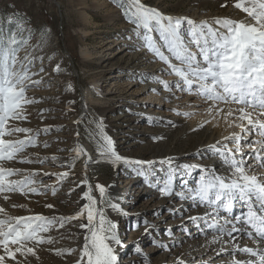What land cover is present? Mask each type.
I'll list each match as a JSON object with an SVG mask.
<instances>
[{
	"label": "rangeland",
	"instance_id": "obj_1",
	"mask_svg": "<svg viewBox=\"0 0 264 264\" xmlns=\"http://www.w3.org/2000/svg\"><path fill=\"white\" fill-rule=\"evenodd\" d=\"M229 1L141 0L165 15L181 16L196 9L213 15L233 17ZM221 4L227 6L221 7ZM245 15L238 11L234 18L241 20ZM205 20L212 22L208 16L200 19ZM18 23L23 25V32L18 29ZM133 27L113 0H0V28L5 35L16 31L18 38L30 37L28 44L18 53V59L24 63H27L24 61L25 56L32 59V64L29 65L31 80L26 81V95L34 102L25 105L27 120L10 123L31 129L30 135L39 132L37 145L26 149L21 154L24 158L33 161L48 158L43 165L22 164L17 161L6 164L7 167L23 170L12 179H22L28 172H37V184L34 186L46 193L30 194L27 198L15 193L10 194L8 202L0 199V205L10 215L68 216L79 210L84 202L81 194L86 189L77 185L85 179L82 162L86 157L76 161L68 178L62 183L55 176H44L43 173L69 171L67 166L60 165H66L76 144L82 145L93 161L98 159V122L122 157L157 161L170 157L173 167L180 164L203 167L212 165L211 155L199 147L200 141L206 137L201 131L185 129V118L181 114L177 115L180 110L175 108L177 113L167 114L163 111L165 101H152L151 106V101L144 102L143 97L148 94L146 90L155 86L162 89L153 80H166L163 74H167V66L156 60L146 49L139 47L140 41L135 38ZM85 51L91 52L90 58L84 56ZM57 64L61 69L59 72L55 71ZM40 68L44 71L40 72ZM168 93L166 91L162 96L166 97L164 100L170 98L171 93ZM86 95H90L93 100L87 110L84 109ZM75 120H80L81 123L76 124ZM44 128L50 129L47 135L42 131ZM77 132L80 133L79 137ZM17 136L24 138L22 133ZM153 137L163 138L154 141ZM14 138L16 137L5 139ZM45 142L48 144L47 148L44 147ZM53 156L57 157L55 163L51 159ZM136 167L124 164L114 167L108 163L89 162L87 168L97 200L99 193L95 185L98 183L106 188V201L116 204L122 210L114 211L105 205L106 214L118 224V233L125 245L117 248L118 264L197 262V256L202 251L196 244L201 236L198 235L192 243L187 241L188 234L194 231L191 226L195 225L188 217L200 215L197 203L180 199L178 194H186L180 179L176 180L172 196H161L155 187H150L145 182L144 177L135 174ZM161 168L164 171H159ZM153 169L157 171L154 176L149 177L150 180L159 182L166 178L167 165L156 164ZM194 170H190L191 175L186 176L193 183L197 172ZM181 172L184 170L181 169ZM41 180L47 188L39 183ZM52 187L57 188L55 196L51 193ZM155 192L159 194V199L153 196ZM12 203L26 205V208H12ZM46 204L54 207L47 208ZM189 206L193 213L184 218L183 212ZM78 224L79 221H72L64 228L53 229L45 234L52 236L55 242L36 249L39 259L31 256L27 260L19 256L18 259L23 264H74L83 242V237L76 235L82 231ZM134 224H139V227L133 230ZM203 226V221H200V230L206 229ZM145 227L148 228L147 234ZM168 229L172 230L171 238L165 234ZM205 238L206 234L203 239ZM154 240L168 248L163 250L153 245ZM137 246L142 250L140 254L135 251ZM66 248H77V252L72 256L66 253L63 256L56 255L58 250ZM9 264L14 262L10 261Z\"/></svg>",
	"mask_w": 264,
	"mask_h": 264
},
{
	"label": "snow or ice",
	"instance_id": "obj_2",
	"mask_svg": "<svg viewBox=\"0 0 264 264\" xmlns=\"http://www.w3.org/2000/svg\"><path fill=\"white\" fill-rule=\"evenodd\" d=\"M113 2L121 9L126 21L134 26L132 31L140 41L139 47L146 49L156 60L165 64V71L169 76L176 77L172 84L163 79L153 82L160 84L164 91L173 95L175 89L197 97L208 105L205 111L209 117L222 118L229 127H238L243 135L234 133L224 136L223 140H218L204 149L219 160V169L196 164H180L173 167L170 157L158 161L130 160L122 157L115 150L112 139L104 133L102 124L98 122V159L93 161L87 150L76 144L66 165H60L67 166L69 171L43 173L44 176H55L57 181L62 183L68 178L76 161L81 157L87 158L84 163L85 179L77 185L86 189L82 191L81 200L84 202L79 210L68 216H13L0 205V264H9L10 261L23 264L18 256L24 260L30 256L39 259L36 249L55 242L52 236L45 234L53 229L64 228L72 221H79L77 226L82 231L76 235L83 237L82 247L79 248V256L74 264H118L117 248L125 245L119 236L118 224L108 217L105 205L114 211L122 210L116 204L106 201V188L101 184L95 185L99 200L93 196V186L87 179L89 162L108 163L114 167L120 164L136 165L135 174L144 177L145 182L150 187H155L163 197L174 194L175 181L180 179L181 185L186 189V194H179L180 199L191 200L206 208L203 216H191L188 219L197 228H200V221H203L206 229L202 231H213V243L225 236L229 238L225 243L231 242L234 233H244L251 237L252 232L248 229H252L259 238L255 240L256 249L233 245L235 250L249 257H256L255 260L233 259L232 264H264V248L260 247L264 244V156L258 150L264 149V0H236L234 7L246 14L243 19L217 18L212 22H196L187 16L165 15L141 0ZM17 27L23 32L22 24L18 23ZM29 39L18 38L16 31L5 35L0 28V199L5 202L11 199L10 194L15 193L26 198L30 194H46L34 186L37 184V172H28L22 179H12L23 170L6 166L11 161L43 165L48 159L45 157L33 161L24 158L21 154L37 145L39 132L30 135L31 129L10 123L27 120L24 114L25 105L34 102L26 95V81L31 80L29 65L32 64V59L25 56L24 61L27 63L18 59V53L28 44ZM60 70L57 64L55 71ZM43 71L44 69L40 68V72ZM152 91L156 92L157 89ZM183 115L187 118L191 114ZM74 123L80 124L81 121L75 120ZM205 123H211V120L202 121L199 127L203 128ZM42 131L47 135L50 129L44 128ZM21 133L24 138L17 136ZM253 134L260 139L249 140V136ZM76 135L79 137L80 133L77 132ZM14 136V139H5ZM162 138L152 139L157 141ZM44 147H48L46 142ZM245 148L251 150L247 155ZM51 159L55 163L57 157L53 156ZM156 164L167 165L166 178L159 182L149 179L157 171L153 169ZM181 169L184 170L183 173ZM193 169L199 173L194 186L190 185L186 178L191 175L190 170ZM39 183L44 185L43 180ZM51 193L55 196L57 188L52 187ZM237 204L244 210L233 215ZM10 206L26 208V205L16 203ZM45 207L51 209L54 205L46 204ZM137 227L139 224H134L133 230ZM147 232L148 228L145 227V233ZM165 234L170 238L173 236L171 229L166 230ZM153 245L163 250L168 248L155 240ZM135 251L140 254L142 250L137 246ZM223 251L225 249L221 248L220 252ZM76 252L77 248H66L58 250L56 255L63 256L66 253L72 256ZM220 252H217V255H220ZM178 264L184 262L179 261Z\"/></svg>",
	"mask_w": 264,
	"mask_h": 264
},
{
	"label": "bare ground",
	"instance_id": "obj_3",
	"mask_svg": "<svg viewBox=\"0 0 264 264\" xmlns=\"http://www.w3.org/2000/svg\"><path fill=\"white\" fill-rule=\"evenodd\" d=\"M236 2V0H230L229 4L231 9V12L234 14L233 17H227V16H219V15H213L212 13L209 12H201L198 11L196 9H192L190 10L189 13H186L185 15H181V16H187L191 19H193L194 21L198 22L200 21L201 18L208 16L209 18L211 17V20H215L217 18H230L233 20H237L236 17L234 18V16L238 15V10L234 7V3ZM229 7V9H230ZM91 52L89 51H85L84 52V56L87 58H90ZM163 76L166 78V81L169 82H174L176 80L175 76H169L168 74H163ZM132 85V84H131ZM131 85H128V87H131ZM133 88V87H132ZM131 88V89H132ZM157 89L156 92H153L152 89ZM154 88H149V90H146V92H148V94L143 97L144 102L149 103V101H151L149 104V106H151L153 103L152 101H154L155 103L158 101L159 103H162V101H165L164 103V108L163 111L165 113H171V112H176L177 110L175 108H177L178 110H180V114L183 115L184 113H190L191 115L189 117H185L183 115V117L185 118V129L188 131H201L203 133V135L206 137L205 140H201L199 147H202L203 149H205L208 145L214 144L216 143V141L218 140H223L224 136H228V135H232V134H242L240 132V129L238 127H236L235 125L229 127L228 124L225 123V121L220 118L217 117L216 119H212L211 117H209L206 113V108L208 107V105L206 103H204L202 100L198 99L195 96H190L186 93H181L179 91H176L175 89L174 91V95L173 93H171L170 98H168L167 100L166 97H162L166 91L160 88H157L156 86ZM169 94V93H168ZM169 97V96H167ZM93 102L92 97L90 95H86L85 97V103H84V109H89L90 104ZM97 104V103H96ZM162 105V104H161ZM173 114V113H172ZM205 120H211V123H205L203 128H200L199 125L202 121ZM196 129V130H194ZM256 139H260L259 137L256 136ZM225 143H230L228 141H224ZM247 149V148H246ZM258 150L261 152V154L264 153V149H259ZM247 154L251 151L250 149L246 150ZM206 153V151H205ZM210 155V154H209ZM212 158V165L207 166L205 168H217L219 169L220 167V163L219 160L216 159V157H213L211 155ZM264 171V170H262ZM93 186V185H92ZM94 187H93V196H94ZM154 197H157V199L160 198L158 193H154L153 195ZM179 204V203H177ZM199 209V216H203L205 214L206 208L200 206L199 204H197ZM192 207L189 206L187 210H184V218H187L189 214H191L192 212ZM210 211V210H209ZM241 212L240 210H236L234 209L233 213H238ZM193 213V212H192ZM221 215H226L225 213H221ZM198 216V217H199ZM209 220H211V217H209ZM191 227H194V231L192 232V234H188V240L187 241H191V243L193 242L192 240H194L195 238L198 237V235L201 236V240L199 242H197L196 246L197 248H201L200 250L202 251L201 254H198V261L197 262H188L189 264H232V260L233 257L234 259H238V257L240 255H242V259L246 260V259H253L254 257H249L246 254H243L241 252H239L238 250H235L233 245L238 244L241 248L243 247H250L253 249H256L257 246L254 245L255 240L259 239L258 237L255 236V233L252 229H249V231L252 232V238L251 239L248 235L244 234V233H234L233 234V239L231 240V242L225 243V241H228L229 238L227 236H225L222 240L213 243V237H214V233L212 230H207V234L204 233V231H201L200 228H197L196 225H192ZM204 234L207 235V238L203 239ZM209 237V238H208ZM235 237H239V239H235ZM249 240H248V239ZM196 242V241H195ZM244 242V243H243ZM248 244V246L246 245ZM261 248H264V244L260 245ZM224 248L225 251L220 252V249ZM198 249V250H199ZM212 251L210 254L209 252ZM195 252V251H194ZM217 252H220V255H217ZM233 253H235V255L233 256ZM212 257V258H211ZM249 257V258H248ZM211 258V260H209ZM205 261V262H204ZM187 264V263H186Z\"/></svg>",
	"mask_w": 264,
	"mask_h": 264
},
{
	"label": "water",
	"instance_id": "obj_4",
	"mask_svg": "<svg viewBox=\"0 0 264 264\" xmlns=\"http://www.w3.org/2000/svg\"><path fill=\"white\" fill-rule=\"evenodd\" d=\"M86 159H87V158H85V160H86ZM85 160H84V162L82 163V168H83L84 171H85V169H84V163H85ZM87 179H88L89 183L91 184L90 179H89L88 171H87Z\"/></svg>",
	"mask_w": 264,
	"mask_h": 264
}]
</instances>
